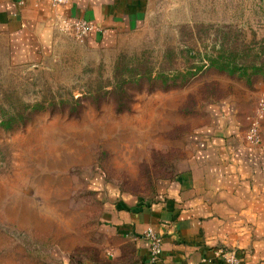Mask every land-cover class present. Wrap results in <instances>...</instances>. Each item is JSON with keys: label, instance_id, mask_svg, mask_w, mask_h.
Segmentation results:
<instances>
[{"label": "rangeland", "instance_id": "rangeland-1", "mask_svg": "<svg viewBox=\"0 0 264 264\" xmlns=\"http://www.w3.org/2000/svg\"><path fill=\"white\" fill-rule=\"evenodd\" d=\"M13 54L0 32V112H32L0 128V264H78L99 256L109 190L152 195L197 123L253 101L261 75L210 60L264 62V0H155L111 47L64 27L42 60Z\"/></svg>", "mask_w": 264, "mask_h": 264}, {"label": "crops", "instance_id": "crops-1", "mask_svg": "<svg viewBox=\"0 0 264 264\" xmlns=\"http://www.w3.org/2000/svg\"><path fill=\"white\" fill-rule=\"evenodd\" d=\"M154 1L0 0V32L22 61L51 53L65 19H87L94 29L84 40L111 47L144 25ZM262 94L264 81L255 85L253 101L234 95L197 123L184 137L186 149L174 159L172 175L159 179L152 195L109 190L99 256L78 264H232L222 259L232 250L237 264H264V118L261 143L246 139ZM150 226L163 239L156 260L145 237Z\"/></svg>", "mask_w": 264, "mask_h": 264}, {"label": "built area", "instance_id": "built-area-1", "mask_svg": "<svg viewBox=\"0 0 264 264\" xmlns=\"http://www.w3.org/2000/svg\"><path fill=\"white\" fill-rule=\"evenodd\" d=\"M26 0H18L20 4H24ZM54 5L65 3L67 0H51ZM38 4V2H37ZM64 26L70 28L74 34L84 40L94 29V24L85 18H78L72 22L65 19ZM264 118V94L259 98L258 106L254 115L250 117V123L246 133L247 142L251 145L260 144L262 141L261 123ZM145 237L150 242L151 259L156 260L162 252V235L155 231L153 227H148L145 231ZM222 259L237 264L240 257L237 255L236 250L227 251L223 254Z\"/></svg>", "mask_w": 264, "mask_h": 264}, {"label": "trees", "instance_id": "trees-1", "mask_svg": "<svg viewBox=\"0 0 264 264\" xmlns=\"http://www.w3.org/2000/svg\"><path fill=\"white\" fill-rule=\"evenodd\" d=\"M210 63L220 70L226 71L230 74H237L240 76L247 77V80L254 82L257 75H261L264 78V62H256L254 61L252 64H244L236 60V58L232 56H223L219 55L216 57H212ZM125 84V80L122 79V84ZM31 104H26L28 106ZM40 103H33L32 110L40 108ZM123 107L119 108L122 110ZM2 112H0V128H14L19 125L26 124L32 114L31 111L25 113L24 111H20L18 114H8L6 109L1 108ZM18 117H23L25 120H17Z\"/></svg>", "mask_w": 264, "mask_h": 264}]
</instances>
